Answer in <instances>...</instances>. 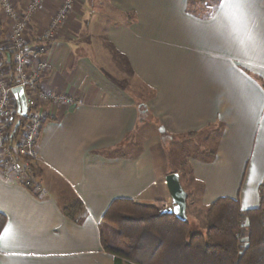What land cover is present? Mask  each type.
Returning a JSON list of instances; mask_svg holds the SVG:
<instances>
[{"label": "crops", "instance_id": "crops-1", "mask_svg": "<svg viewBox=\"0 0 264 264\" xmlns=\"http://www.w3.org/2000/svg\"><path fill=\"white\" fill-rule=\"evenodd\" d=\"M23 13L31 0H8ZM0 0V35L15 20ZM64 0H45L27 29L36 45ZM264 34V0H255ZM12 54L0 49V70L13 76ZM41 90L80 104L57 105L44 121L39 164L47 194L0 177V213L14 239L0 244V264H116L100 226L116 199L172 204L165 178L175 136L218 127L214 157H189L203 184L189 202L209 206L238 199L260 204L264 183V46L234 32L218 4L209 16L187 0H75L47 54ZM145 104L149 121L140 123ZM184 186V183H182ZM83 209L73 221L70 202ZM5 224V225H6Z\"/></svg>", "mask_w": 264, "mask_h": 264}, {"label": "trees", "instance_id": "trees-1", "mask_svg": "<svg viewBox=\"0 0 264 264\" xmlns=\"http://www.w3.org/2000/svg\"><path fill=\"white\" fill-rule=\"evenodd\" d=\"M187 4L189 12L200 16H209L218 5L217 0H187ZM139 113L140 123L149 121L145 104ZM25 122L26 119L14 116L8 124L13 139ZM160 135L166 146L180 137L165 130ZM197 135L190 133L182 138ZM214 155L213 151L211 157ZM183 165L188 167L174 172L180 174L188 195L187 220H179L174 214L163 215L161 201L145 204L116 199L100 226L105 251L115 256L116 264H264V183L257 208L243 210L239 200L230 197L204 206L199 201L189 202L202 191L203 184L194 179L189 161ZM37 171L42 173L39 163ZM82 209L83 203L77 199L64 207V213L76 221ZM6 221L0 213V228Z\"/></svg>", "mask_w": 264, "mask_h": 264}, {"label": "built area", "instance_id": "built-area-1", "mask_svg": "<svg viewBox=\"0 0 264 264\" xmlns=\"http://www.w3.org/2000/svg\"><path fill=\"white\" fill-rule=\"evenodd\" d=\"M45 0H31L21 15L13 4L3 0L5 13L15 20L14 28L7 39L0 35V49L8 48L12 54L13 76L6 78L0 70V177L6 181L30 188L43 197L47 194L43 178L37 171L39 143L45 118L57 105L80 104L81 101L67 95H58L41 90L39 79L48 67L47 54L55 39L57 30L73 10L75 0H64L58 12L52 17L49 27L33 45L26 40L28 26ZM23 87L28 111L24 116L18 112L14 88ZM14 116L26 119L13 139L7 127ZM166 183V182H165ZM171 205L162 206L166 210Z\"/></svg>", "mask_w": 264, "mask_h": 264}, {"label": "snow or ice", "instance_id": "snow-or-ice-1", "mask_svg": "<svg viewBox=\"0 0 264 264\" xmlns=\"http://www.w3.org/2000/svg\"><path fill=\"white\" fill-rule=\"evenodd\" d=\"M222 14L229 19L234 32H243L253 44L264 46V34L258 30L257 5L255 0H217ZM14 239L13 226L9 222L0 228V244Z\"/></svg>", "mask_w": 264, "mask_h": 264}, {"label": "rangeland", "instance_id": "rangeland-1", "mask_svg": "<svg viewBox=\"0 0 264 264\" xmlns=\"http://www.w3.org/2000/svg\"><path fill=\"white\" fill-rule=\"evenodd\" d=\"M218 131L219 129L216 128L193 137H175L167 145L168 169L174 171L187 168L188 166H184L183 162L189 161L191 156L211 157L218 139ZM196 202L198 203L197 200ZM197 203L196 205L199 206Z\"/></svg>", "mask_w": 264, "mask_h": 264}, {"label": "water", "instance_id": "water-1", "mask_svg": "<svg viewBox=\"0 0 264 264\" xmlns=\"http://www.w3.org/2000/svg\"><path fill=\"white\" fill-rule=\"evenodd\" d=\"M13 92L17 98L18 112L25 116L28 111V106L24 88H14ZM163 130L164 128L160 127V132H162ZM165 181L170 197L172 199V204L168 209L163 210L162 214H174L179 220L186 221L188 195L182 185L180 174L178 172H172L166 176Z\"/></svg>", "mask_w": 264, "mask_h": 264}]
</instances>
